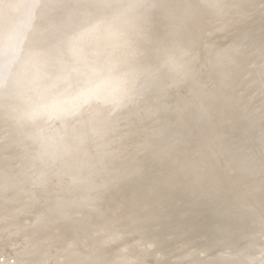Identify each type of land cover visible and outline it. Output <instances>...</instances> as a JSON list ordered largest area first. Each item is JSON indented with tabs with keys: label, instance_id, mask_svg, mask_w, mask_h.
<instances>
[{
	"label": "rangeland",
	"instance_id": "obj_1",
	"mask_svg": "<svg viewBox=\"0 0 264 264\" xmlns=\"http://www.w3.org/2000/svg\"><path fill=\"white\" fill-rule=\"evenodd\" d=\"M42 1L44 0H30V1L29 0H0V4L13 3V8L7 11V14L5 15V18L8 21L15 15L19 17H23L24 15H26V12L29 9L30 2L39 4ZM199 3L200 1H197L195 4L199 5ZM220 6L222 7V14H225L228 18L225 21L226 22L225 25L223 24V26H217L215 28L216 31L214 32L210 42H212L211 44H215V42L217 44V43H220L219 40L221 41V39H223L224 37H227L224 44L225 46L229 45L231 49V50L229 49L230 54L227 56L228 58L227 64H226V61H224L225 62L224 64L226 65H223V63L222 64L219 63L218 65V67L224 71L225 80L223 82L222 81L219 82V84L212 83V85L209 82L207 83L203 82L201 86L199 85L200 83L198 81L197 82L198 84L194 85L195 86L194 89L187 92V90L183 89V87L180 88V86H184V88L186 86L185 81L187 77L185 76L187 75V73L176 72V74L174 75V70L171 72L172 69L169 67L168 68L166 67L167 68L166 69L165 68L166 65H165V66L160 67V68L164 67V69L160 70L159 68V70L161 72L170 70L169 71L170 73L166 71V73L163 75L162 73L159 74L158 72L160 77L163 75L162 77L165 78V76L167 75L166 78L168 79L172 73V76H171L172 78H169V79H172V80H169L170 83L171 81L174 83L175 81H177V83H179L178 81L181 80V78H183L182 79L183 81H180L182 85H180V83L177 85L175 84L176 86L172 85L174 83L172 84L169 83L170 85L168 84L166 85V82L164 83L163 81H161V83L163 82V84H165L166 88L168 86L170 87L172 86V87L171 89L168 90V88L170 87L166 89L164 86L160 85L164 87V88L161 87L163 89L162 90L156 85L157 86L156 89L158 91L159 90H162V91H159L160 96L157 97L156 99L153 100L152 97L150 98L151 103L147 100L148 99L147 97L149 95L145 97V94L144 95L139 94L135 98L134 97L131 98L129 102L125 104H124V98L121 99V102L119 103V107L117 108L118 113L117 114L115 113L116 114L115 119L119 118L120 116L123 115V113L127 112L128 107H130L132 104H135L136 106L141 105V104L143 105L147 101L149 102L150 105H153L154 103H156V105H159V103L162 100H164L165 102V100L171 97H173L171 98L173 102H171L170 99H169L170 101L168 100L165 104L164 102H162L163 106L160 104L162 107L159 108L160 106H158L159 109L155 110L154 113H151V112L149 113L147 108H142V111H139V113L136 116H134L133 118L134 126L142 122L143 124L149 122L151 118L154 117V115L157 118L158 123H159V124L157 123V126L152 125L156 129L154 131L152 130V133H151L154 135V137L152 136L145 142H141L139 139H133L132 143L129 142L133 146H136V145L139 146L138 148L140 149V151L143 152L141 155H138L140 156L138 159L139 164H136L135 168H133L134 167L132 165L133 162L129 160H124V153H123L124 141L119 142L124 134V122H121V120H119L120 122L118 121L117 123H115L114 122L115 120L109 119L111 122L113 121L115 123V124L113 122L111 123V126L112 127L114 126L113 127L115 129L114 130V129H111V126H110V129L107 127L109 120L103 118L104 119L103 121L105 122H102V128H104V131H105V135H106L105 139L108 143H110V146H111L110 149L108 150L109 154L107 153V149L104 150L103 147H100L98 149L97 143L89 144L90 146H88V150H90V155L94 158L103 157L105 153H107V156L104 157L102 161L106 162L105 165L108 166V168L113 167V168H116V170L111 168V171L108 172L109 173L108 175L106 174L100 175L99 176L100 178L98 179L99 182L97 184H93L96 178H93V177L91 178L90 182H88L89 184L87 186L85 185L86 188L82 192L83 194L86 195L88 202L78 207L79 209L74 208V210L76 209V212L72 210V207H74L72 206V204L67 203L66 201L65 202L63 201V203L62 202L60 203L61 197L58 194H54L50 192L47 195L45 193L46 192L44 190L45 187H50L51 190H54L55 187L57 186L56 183L53 182V179L51 178L48 179L47 183L49 185L46 186L44 185L45 182L36 176L37 173L36 171H34L35 168L33 166L29 167L28 168L29 170H27L28 174L30 173L28 178L30 177L32 179L35 178L34 180L37 182L35 183L37 187L32 186L30 190L35 191L40 188L39 190L41 192H39V195L40 196L42 195L41 197H43L41 199L43 201L44 207L41 209V212H38V214L37 213L35 214L37 217H34L35 218L33 220L34 223L32 222V219H33L32 215L34 213L33 214L30 213L31 216L27 215L29 214V210L30 212H32L34 211V208L32 205L24 202L22 199L18 201V203L20 204L21 202H23L21 205L19 204L20 206H15L14 208H10L9 211L8 209L7 210L5 209L6 212L5 210H3L5 213L3 211L0 212V264H29V263L34 264V262L39 263V261H40L39 264H41V261H42V264H52L54 260H55L54 263L55 262L61 263L63 261L62 259L64 258L63 256H65L67 252H70V254H68L65 257H68L69 261L73 260L75 262L77 257L80 258V259L77 258V260L81 261V262H78L76 260L77 261L76 263L72 261L71 264H77V263L85 264L86 261H87L86 263L90 262L89 261L90 259L88 260V256L86 252H89L95 243L102 245L101 243L103 242H105L103 243V245L105 244L103 247L98 245L99 246L98 249L100 247L102 248V250L101 248L99 249V252H102V255L101 253L98 252V250L95 249L97 248L95 246H94V249L100 255H98V253L96 254L93 248L91 252L92 254L90 252L89 254L91 256L93 254H94L93 256H95L96 254V256L94 257V260L96 259L98 262H99L100 257L107 255L108 257L107 256L106 257L109 258L108 260H110L109 263L112 261L110 264H115L116 261H117L116 264H123V263L124 264H134V263L135 264H264V75L262 74L264 73V60H263L264 59V30H263L264 26L261 25L260 27V24H262L261 22L264 21V0H221ZM66 7L68 6L66 5L64 8L62 4L59 7H57V9H54V10L46 9L44 11H41L40 9L38 10V5H37V8L35 6L32 12L30 13V15L25 18V21L29 25L43 24V25L48 26L47 27L49 28L48 32H43V33L39 32L37 34L39 39L47 37L48 40L52 42V44L49 45V47L46 49L43 59L52 60V59L59 57V62L61 64L69 60L70 55L69 53H67V50L69 46L74 42L77 32L79 31V29H81L80 28L81 26L84 25L85 27L86 23H87L86 27L89 24L91 26L92 25L95 26L99 23L98 21L101 22L102 20H104L103 18L106 15L113 14L114 11H117L115 7L113 9V5H110L104 8L106 10L104 9L98 10L96 12L97 14H100L99 11L100 12L103 11L102 14L98 16L96 13H89V15L88 13L83 14L82 16L83 18L85 17L84 19L81 17L79 21H77L76 23H72L71 25H69L68 28H66L65 31H62V24H66L68 23V21L70 22V20L72 19L71 17H75L72 11L73 9L71 7H68L69 8V9L67 8L69 10L68 12V10H66ZM63 9H65L67 13L64 12ZM112 9L113 11L110 12V10ZM105 11H106V14L104 13ZM108 11L109 13H107ZM70 14L72 16H70ZM91 14H92V17H90ZM93 15H95L96 17L93 18L94 17ZM86 16H88L89 18ZM107 17L109 16H106L105 18ZM255 18L258 19L259 21L261 20L260 23L259 21L256 22ZM90 20L91 22L93 20L94 24L90 23ZM162 21H163V16L159 14L158 12H155V13L153 12V14L151 13V15L147 18L145 23L142 22L138 28H136L133 32L129 33L128 35H132L135 33H138L141 35L151 34L156 37H159L161 34L165 35L167 29L165 28V26L162 25L161 23ZM251 21L254 23H251ZM5 22L4 23L0 22V28L5 25ZM250 24H254V25H250ZM244 25L246 26L244 27ZM253 32L254 33L256 32L255 34L258 33V35L254 36L255 34ZM248 34L253 35L254 37L250 38L249 40L248 37L250 35ZM260 35H262L261 41L259 38ZM164 37L165 36H160L159 38L162 39ZM255 37L256 39L257 38L259 39L258 43L256 39H254ZM25 38H26V33H25ZM253 40H255L256 43H254L255 41ZM259 41L261 42L260 45H256V44H259ZM107 44L110 45L111 48L114 47L113 49H116L115 46L117 47L119 45L124 47V49H122V52L124 55L121 54L120 52L121 51V49L119 48L120 46L117 47V49L119 48V50L116 49L118 51L116 53V50L113 51V49H111L110 46L107 48L106 47L108 46ZM107 44L102 45L103 46L102 48L106 47L105 50H101V49L95 50L90 45H87L85 47L86 51L89 52V55H90L89 65L95 66L97 64L98 66V64L100 63L99 60L102 57H104L105 54L107 53H108L107 55L108 56L110 55V57L111 56L113 57V55L116 53L115 54L116 56H114L115 58L118 56L117 54L120 53L121 55L119 54V58H123L127 62L131 61L134 55L136 56L134 58H137L135 59V61L138 60V58H143V57H139V55H141V56H144V59L146 60L143 61L142 59H139V62L140 61L143 62L141 63L140 71L145 70V68L147 67V69L149 70L151 69V72H152V73L150 72L151 74L156 73L155 71L157 70L158 66L157 67L155 66L156 60L154 59V62H152L153 61L152 59L154 58V54L156 52H157L156 54L159 53L158 46L157 47L153 46L152 48H149L147 52L150 54V57H153V58H150L148 56V53H145L147 49L145 51L144 49L143 50L141 49V51L139 49L138 51L134 49L132 51L131 48L133 47L130 48L128 44H127L128 47L127 45L124 46V43L123 44L119 43L116 45L113 41H110ZM261 44L263 45L261 46ZM255 46H259V47L257 48ZM125 47H127V50H129L130 48L129 52L131 51L134 52L133 53L134 55L132 53L128 54L129 52L127 50H126L127 52L125 51L126 49ZM152 49H155L156 51L154 50V53H153ZM124 51L127 53V55H125L126 53ZM112 52H113V55H111ZM135 53L139 55H136ZM151 53H153V56L151 55ZM144 54H147V55H144ZM146 57H149V58L147 59ZM158 57H156L157 62L159 63V60L162 62V60L159 59ZM199 61H198V64L193 66L192 71H197L201 69L203 65V60L201 59L200 63ZM161 62L159 64L162 65L164 61L162 63ZM238 63H240V65H243L245 63V66L243 65V67H240ZM152 64L154 68L156 67V69H152L153 68ZM159 64H156V65H159ZM236 64H238L239 67ZM77 65L78 64L71 65L72 69L69 71V75H72L74 73V70H76ZM148 66L149 67L151 66V68H148ZM247 66H248V70L246 69L245 71L243 68H246ZM235 67H237V69ZM149 70H146L147 72L144 71L143 74L149 73ZM152 70H154V72ZM240 70H242L243 73ZM120 71H124V69H120ZM235 72H238L239 74H243L242 77L240 76L235 77L239 75ZM260 72L262 73L260 74ZM117 73H119L118 76H121V73L123 74L124 72H121V73L117 72ZM167 73L169 74V76ZM151 74H147V75L145 74V78L146 79L148 78V81H151L150 79H153V77L155 78L157 77L155 76L157 73L155 75L153 74L154 76H152ZM148 75H151V76L148 77ZM256 75L257 77L260 75L259 78H257ZM173 76L175 77V80ZM232 76L236 79L238 78L237 79L238 81H235L236 79L234 80ZM119 78L120 77H118V79ZM197 79L199 80L200 76H198L195 80ZM157 80L153 79L151 82L155 81L157 83L159 82L160 79L158 81ZM18 81H19L18 77H14L11 80L10 87L6 90V92H4L2 100L0 101V135H1L0 136V148L3 146V143L8 140V137H10L9 134L7 135L8 137L5 135L6 130L7 132L10 133L9 126L13 122L12 118L9 116L10 111L17 112L23 106V102L17 100L18 102L9 111V108H10L9 104L12 103L13 101L15 87ZM165 81H168V80H165ZM118 83H119V86L120 85L122 86H120L121 89L119 88V86H117L119 90L117 91L116 96L119 95L118 97L121 98L122 96H124V91L126 90V88L123 86L124 83L122 80L118 81ZM143 83L144 82H142V84ZM159 83L157 84L159 85ZM232 86L233 88L231 90L230 87ZM227 88H229V90ZM164 89H166L167 91ZM225 93L228 94L230 98L228 102H230L231 100L230 104H232V106H235L234 108H238V110H240L239 109L240 107H236L238 105H235V104H239V106H241V109L243 105L244 107L242 109L243 111L236 110L237 112L234 111L236 113L235 114L231 110L233 107L231 105L229 106L228 102L227 103L222 102L221 101L222 94H225ZM174 94L175 96L178 94L179 96H176V97H179L180 99H181L180 96H182L183 97L182 100H185L184 98H187V99L189 98L192 103L189 102L190 101L189 99L187 102L191 104H185L186 101L181 102L182 100L180 101L179 98H177L174 101V99L176 98L172 96ZM208 95L210 96L207 98ZM217 101L219 102L217 103ZM215 102L217 103V106H218V107L216 106V108H215L216 104L214 105ZM179 104L182 105V108L180 107ZM223 104L224 105L226 104V106L230 107V112H227L229 110H224L227 107L224 108ZM175 108L176 110H174ZM209 108L210 110H208ZM191 112L194 113L192 116L195 115V117H191ZM199 114H200V117H199ZM201 114L205 115L204 116L205 118L202 117ZM232 114H235V115H232ZM195 118L199 119V122ZM193 120L194 121L196 120L197 123L196 122L193 123ZM247 122L251 123V127H248L245 131L243 130V131L237 132V128H239L240 126H242L243 124ZM103 124H105V127H103L104 126ZM244 126H247V125H244ZM146 129L148 128L141 127L138 130L140 132ZM14 130H16V127L14 128ZM146 131H149V130H146ZM190 141L194 142V146H195V148L191 152L188 153L186 149L181 150V151L179 150L182 144L186 145ZM195 141H200L201 143L195 142ZM119 143L123 144V146ZM174 148L179 150V152L176 151V153L173 154ZM15 149L16 147L12 146V148L8 149V152L12 153L15 151ZM94 149L95 150L97 149L98 151L100 150L99 153L97 154L98 151H95ZM153 154H156V155L154 156ZM205 155H206L205 157L206 159H202L201 157ZM208 155L210 157H208ZM126 157L131 158L134 156L128 155ZM170 157H173V158L171 159ZM135 158H138V157H135ZM166 159H169V160H166ZM160 160H163V161L160 162ZM164 160H165V163H164ZM123 161L125 162L124 164L122 163ZM174 161L175 162L177 161L179 164L181 163L180 165L181 168L188 169L189 172H190V169L193 168L194 173L192 172L191 174V172L190 173L188 172L189 175H186V176H181V175L175 176L173 175L175 172L172 174L164 168L155 167L156 165H158V163L167 165V164H170L171 162L174 163ZM239 162L240 164L241 162L250 163L251 166L253 167V168L251 167L252 170L249 169L248 170L249 172H247L246 170H245L246 171L245 173L242 172L240 169L237 168L239 164L236 165ZM120 163H122L121 169H124V172H122V174L128 171H129L128 173H131L132 170L133 172L136 170L135 174L138 173L137 176H134L133 175L134 173H132V175L134 176L133 177L134 180L130 181V186L139 184L138 186L143 187L140 191L141 195L142 194L143 196L147 195L146 198H148L149 195L150 196L153 195L152 196L153 199L148 198L147 200H144L145 199L144 198L142 201V199L138 198L139 202H141V203H138L136 202L137 201V199H135L136 197L133 198V194H131L132 192L129 193L127 187L124 188V192L122 191L120 180L115 177L116 172L118 174L120 172ZM115 164L117 166H115ZM16 168L17 167H15V169ZM207 171H210V172L212 171L214 174L216 173V174L226 176L227 182L221 192H218V193L213 192V194L209 195L207 192L211 191L210 188H212V185L208 184L209 187L208 186L203 187L204 184L202 183L206 182L205 178L202 181V183H200L202 180L201 176L202 177L206 176ZM112 172L115 173V175ZM88 173L89 171H87L86 169L83 170L84 175H87ZM111 173H112V176L114 175V178L112 176H109L111 175ZM31 174L34 176V178L32 177ZM203 174L205 175L203 176ZM197 176L201 180L198 179ZM109 177H111L110 178L112 180L111 183L108 182V180L110 181ZM197 181H200V182H197ZM207 181H211V180L207 179ZM59 182L60 184H62V186L66 188L67 185L69 184L68 183L69 178L67 176H63L60 178ZM158 183L159 185L160 184L161 185L164 184V185L158 186ZM193 183H194V186H193ZM207 183L209 182H206V184ZM155 184H156L155 189L153 187H150V189L147 188L150 185L154 186ZM176 185L178 186L187 185L189 187V188L187 187V189H190V190L191 189L193 190L194 188H196L197 192L200 193L201 195L194 196L193 194V196H190L192 195V193H195L194 190L191 193L189 191L188 194H184V193H187V191L183 189L182 191L184 192H181L180 190L179 192L181 193H179L178 191L175 192V190L177 189V187H175ZM151 188H153L157 192H155ZM207 188L210 191H207L206 194H204L205 192L203 190H207ZM199 189H200V192L198 191ZM146 190H149L151 194L154 192L155 195L149 194V192ZM78 193L79 194H76L74 198L73 197L69 198V200H73L77 198L79 199L80 197H82L80 196L81 193L80 192ZM182 193L184 194V196H182ZM135 195L140 197L139 193ZM195 195L197 194L195 193ZM124 196L125 197L127 196L126 199H124ZM44 198H45V201L43 200ZM131 198L133 200H131V203L130 202L128 203L126 200L129 201V199ZM52 199L56 202V204L55 202H51L53 201ZM122 199L126 201L127 203L126 205L120 202V201H123ZM149 199L152 201H150ZM133 201H135L136 205L137 206L139 205V206L138 207L135 206ZM147 201H150V203ZM48 202H51V203H48ZM53 203L54 205L52 206L51 204ZM58 204L60 205V207H63V204H65V207L69 206L67 212H69V208H70V210L72 211V217L70 213L71 211L68 214L64 212L67 210V208L65 207H63V209L65 210L60 208L63 211L59 212L60 209H59ZM121 204L123 207H121ZM143 204L144 205L146 204L145 205L146 207L143 208L142 210L143 211L145 210L146 212L145 211L142 212L141 210L140 212L142 213H140L139 214L140 216H139L136 213V210L140 206L141 208L144 207ZM124 205L128 207L131 206L127 208L130 211L132 210L131 212L132 213L134 212L133 213L134 215L127 208H125ZM150 205L152 206L151 207L152 209L155 208L156 205H157L156 208L160 206V209L150 210L151 208L148 207ZM187 205L189 208L187 207ZM25 206H28V208L26 209ZM133 206L136 207L135 210H133L134 209L132 208ZM190 206L192 207L190 208ZM23 207L25 210L22 209ZM147 207L148 209L149 208L150 209L146 210ZM119 208L120 210L122 208L127 209L128 212L125 211L124 209L125 217H124V213H122L124 211L121 212ZM141 208H139L138 211ZM21 210H23V212L25 211V213L21 212ZM56 211H58L62 215L65 213L67 217L68 216L69 218L71 217L70 220L71 219L73 220L74 218V220L71 222L74 227L71 228L70 227L71 223H68L66 224L69 227L67 228V230L70 228H71L70 230L77 229L75 232L77 233L79 232V234L76 233L75 235V232H72L73 230L72 231L69 230V231L74 233L73 234L74 236L71 235L69 231H68L69 234L66 233L67 232V230L65 231L66 225L64 226L62 225L64 223H67L69 218L68 219L66 218L65 219L66 221L63 220L65 221L63 222L62 218L63 217L65 218V214L63 216L61 215L62 216L61 217L58 212H57L58 214H56ZM156 211H158V213ZM126 212L128 214H126ZM151 212H153V215H156L157 213L156 217L154 216L155 222L149 227L139 226L138 228L135 225L138 219L139 221L143 220L142 222L144 225V222L146 220V217L144 216H147V214L151 216L152 215ZM9 213L13 214L14 218L10 220H4L3 219L4 214H9ZM20 213H23V214L20 215ZM75 215H77V217ZM17 216H20V217H17ZM57 216H60V217H57ZM27 217H30L28 221L32 225H28L29 222L26 221ZM17 218L18 219L20 218V220H22L23 218V221H25L26 224L20 221L18 223ZM129 219H130V222H128ZM131 220L134 221L135 226H132L133 221ZM61 221L63 222V224ZM16 222L18 223L19 226L17 225ZM76 222L78 224L77 226L79 227H77L74 224ZM85 222L87 223V225L85 224ZM21 223L23 224L21 225ZM40 223L42 224L40 225ZM57 223L59 224V226ZM122 223L123 225H121ZM16 225L18 227H16ZM52 225L56 228L55 229L54 227H52L55 230L51 229ZM29 226H31V229L29 228ZM33 226L35 227L34 229H33ZM88 226L89 227L91 226V227L89 228ZM49 228L51 229L52 233H54L53 235L51 231L49 230ZM88 228L90 230H93V232L94 230L96 231L97 235L96 234L95 235L99 238V239L96 238L98 242L95 241L92 244L93 240H96L95 239L96 236L94 235L95 232L90 233V230ZM101 228H102L101 233H103V236H104V237L102 236V239L104 241H102L101 238L98 236L100 234L99 230ZM125 228H128L129 230ZM24 229H29V230L24 231ZM84 229L87 232L89 231V234L91 235L93 234L92 236L93 238L92 237L88 238L91 235H88L87 237L88 233L87 232L83 233ZM34 230H36L35 235L32 234L34 233ZM103 230L105 232H103ZM125 230L127 233L123 232ZM28 231L30 232L26 234V232ZM38 232L41 237L38 236L39 235ZM45 232H47L48 234H46ZM58 232L61 233V236H59V238L57 237L59 235ZM44 234L48 236L44 237ZM80 234L83 236V238ZM124 234L126 235L128 234L127 236L131 238L129 237L126 238L127 236L125 237ZM101 235L102 234H100V236ZM49 236H51V239L49 238ZM79 237L82 238V241L86 242L87 244L89 243L92 244V246L89 244L91 247L86 244L87 247L90 248L89 250L88 248L86 250V246L84 242H82V244L80 243ZM39 238L42 239L41 242L44 240V243L43 242L42 243L46 245L45 247L46 252L42 250L44 249L43 248L44 245L43 244L41 245ZM89 239H93V240L90 241ZM56 241L60 243L64 241V243L63 244L55 243ZM36 242L38 243L40 242L39 243L40 245H38ZM75 243H76V247H75ZM106 243L109 244L108 245L109 249L107 248L108 246H106ZM49 244L50 245L55 244V246L51 245L53 247L52 248ZM78 244L80 245L79 247H77ZM35 246L36 247L42 246V248L41 247L39 248L44 253L41 252L42 254H40L38 251L40 249L38 248L36 249V251H34ZM47 246L50 248V250L53 253L56 252L55 254H57L58 256L62 254L60 257H58V258L62 257L61 258L62 261L60 259L57 261L58 259L56 258L57 256L55 254L54 255L52 254L53 261L51 257L49 256L52 262L51 261L48 262L47 261L49 260L48 255H50L51 253L49 254L47 252V249L49 250ZM74 247L75 248H80V247L85 248V249L83 248L84 250H80L81 256H79V253H78L80 251L77 252L78 249L76 250ZM105 247L108 250H106ZM69 248L71 249L70 251H69ZM73 248L76 250L77 253L75 252ZM125 249L127 250L129 249V250L127 251ZM130 249H132L131 250L132 252L133 250L135 251L139 250V251L136 253L133 252V255L131 256L132 252L130 251ZM72 250L75 252V254H77V257H75V255L73 254L75 258L71 256L72 259H70ZM63 251L65 252V254ZM82 251L85 255L82 253ZM124 252H127V253H124ZM160 252H162L161 255L163 257L159 256L160 257L159 259L157 257L155 258L154 256H158ZM32 253H35V255ZM37 253L38 255L46 254L47 258L45 259L46 255H44L42 256L44 260H42V258H40L39 260L36 258L37 260H35V257L38 256ZM166 253L168 255H166V259H163L165 258L164 255ZM33 255L35 256L34 257L35 261L33 260V257H31ZM82 255L87 260H85V258L82 257ZM90 255H89V258L91 257ZM150 255H153V256H150ZM39 257L40 256H38V258ZM117 257L118 258L120 257V258L117 259ZM149 257H152V259L151 258L149 259ZM65 259L66 258H64V261H63L64 264H70V262L67 259L66 260L68 262L65 263L66 262ZM82 260H84L83 263H82ZM92 260H93V257H91V262H90L91 264L96 263V261L94 260L92 261ZM150 260L153 262H151ZM63 262L61 264H63Z\"/></svg>",
	"mask_w": 264,
	"mask_h": 264
},
{
	"label": "bare ground",
	"instance_id": "obj_2",
	"mask_svg": "<svg viewBox=\"0 0 264 264\" xmlns=\"http://www.w3.org/2000/svg\"><path fill=\"white\" fill-rule=\"evenodd\" d=\"M197 1H200L199 5L195 4ZM220 2H221V0H44V1L40 2L39 4H36L34 2H30L29 9L26 12V15H24L23 17H19V16L15 15L14 17L9 19L8 21L6 20L5 15L7 14V11H9L10 9L13 8V3L0 4V22L4 23L6 20L5 25L0 28V52H2L5 49L10 50L12 53H15V57L17 60V64H16L17 71H16V73L12 76L7 77V78L0 77V101L2 100L4 92H6V90L10 87L11 80L14 77H18L19 81L15 87L13 101H12V103L9 104V106H10L9 111H10V109H12L15 106V104L18 101L23 102V106L21 107V109L19 111H17V112H11L10 111L9 116L12 118L13 122L9 126L10 127V133L7 132V130L5 132V135L7 136L9 134L10 137L7 136L8 140L6 139L7 140V141H5L6 143L4 142L5 144L3 143V146L0 148V212L5 210V209L6 210L8 209V211H9L10 208H14L15 206H20L23 203V202H21V204L18 203V201L20 199H22L24 202L33 206L34 211L31 210L32 212H30V210H29V214H27V212H26L27 215H30V213L31 214L34 213L32 215L33 219L31 217L32 222L35 219L34 217H37L35 214L36 213L38 214V212H41V209L44 206H43V201L41 199L43 197H41L42 195L41 196L39 195V192H41L39 190L40 188L35 190V191L30 190V188L32 186H36L35 183H37L34 180L35 178L32 174L31 175L34 179H32L31 177H30L31 179L28 178L30 173L28 174L27 170H29L28 168L32 167V166L35 168V170H34V168H33V170L36 171V173H37L36 176L45 182L44 185H46V186L49 185L47 183V181L50 178L53 179L54 183H56L57 186L55 187L54 190H51L50 187L44 188V190L46 191L45 193L47 195L50 192H52L54 194H58L61 197L60 203L61 202L63 203V201L64 202L66 201L67 203L72 204V206H74V207L71 206L72 210H74V208L80 207L82 204L84 205L85 203H87L88 202L87 197L82 192L86 188V186L89 184L88 182H90L91 178L92 177L96 178L95 181L93 182V184H97L99 182L98 179L100 178L99 177L100 175H103V174L108 175L109 174L108 172L111 171V168L116 170V168H113V167L108 168V166L105 165L106 162L102 161L103 158L107 156V153L109 154L108 150L111 147L110 143H108L105 139V136H106L105 131H104V128H102V122H105V121H103L104 119L115 120L114 121L115 123H117L119 120H121V122H124V134H123V137L119 141V142L124 141V143H123L124 146L121 143H119V144H121L124 148V151H123L124 160H129V161L133 162V164L132 163L131 164L134 166L133 168H135L136 167L135 165L139 164L138 159L140 156H138V155H141L143 152L140 151V149L138 148L139 146H137V145L133 146L130 143H132L133 139H139L141 142H145L149 138H151L152 136L154 137V135L151 133H152V130L153 131L156 130L153 126H157L158 120L154 115V117L151 118V120L149 122H147L145 124H143V122H142V123H139L138 125L134 126L133 118H134V116H136L139 113V111H142V108H147L149 113L150 112L154 113L155 110H158L159 108H161L163 106L162 102H164V100H162L159 103V105H156V103H154L155 105L154 104L150 105L149 102L151 103V99H150L151 97L154 100L160 96L159 91H162L163 90L162 88L165 87V84H163V82L164 83L166 82V85L167 84L170 85V84L174 83L172 81L170 83V81H169V80H172V79H169V78H172L171 77L172 73L170 76L167 73L169 76L168 79L166 78L167 75L165 76L166 79L164 77H162L166 73V71H167L166 69L168 67L172 69L171 72L174 70V75L176 74V72L187 73V75L185 76V77H187V79L185 81V83H186L185 88H184V86H180V85H182V83H180V81H183L182 80L183 78H181V80L178 81L180 83V85H179L180 88L183 87V89H186L187 92L194 89V87H195L194 85L198 84L197 83L198 81L200 83L199 85L201 86V84L203 82L204 83L209 82L212 85V83H214V84L218 83L219 84V82H221V81L223 82L225 80L224 71L221 70L218 67V65H219V63H221V64L223 63V65L227 64V59H228L227 56L230 54L229 53L230 46L229 45L225 46V44H224L227 37H224L223 39H221V41L219 40L220 43H217V44H216V42H215V44H211L212 42H210L214 32L216 31L215 28L217 26H223V24L225 25V23H226L225 21L228 18L225 14H222V7L220 6ZM62 4H63L64 8L66 5L68 7H71L73 9V10L72 9L71 10L73 11V13L75 15V17H71L72 19L70 20V22L68 21V23L62 24V31H65L66 28H68L69 25H71L72 23H76L77 21H79L81 19V17L83 18V16H82L83 14L88 13V15H89V13H96L98 10H102V9H104L110 5H113V9H114V7H115V9H117V11H114V13L112 12L113 14H110L111 16L106 15L109 17L105 18L106 17L105 16L103 18L104 20H102L101 22L97 20L99 23L95 26H93V25L91 26L89 24L86 27V24H87L86 23L85 27H84V25L80 27L81 29H79V31L77 32V35H76L74 42L69 46V48L67 50V53H69V55H70L69 60L63 64H61L59 62V57L52 59V60L43 59V56L45 54L46 49L49 47V45L52 44V42L49 41L47 37L39 39L37 34L39 32H42V33L48 32L49 31V28H47L48 26L43 25V24L29 25L25 21V18L30 15V13L32 12V10L34 9L35 6L37 8V5H38V10L40 9L41 11H44L46 9H53V10L57 9V7H59ZM68 7H66V10L69 9ZM113 9L110 10V12L113 11ZM63 10H64V12L67 13V11L65 9H63ZM104 10H106V9H104ZM68 12H69V10H68ZM102 12L99 11L100 14H102ZM153 12L154 13L158 12L159 14H161L163 16V21L161 23L163 26H165L167 31H166L165 35L161 34L160 36H165L164 38L160 39L159 38L160 36L156 37V36H153L151 34L141 35V34L135 33L132 35H128L129 33L133 32L136 28H138L142 22L145 23L147 18L151 15V13L153 14ZM104 13L106 14V11ZM107 13H109V11ZM100 14H97V16ZM70 16H72V15L70 14ZM93 16H94L93 18L96 17L95 15H93ZM86 17H88V16H86ZM90 17H92V14ZM99 20H100V18H99ZM251 20H253V19H251ZM258 21L259 20L256 19V22H258ZM260 21H259V23H260ZM87 22H89V21H87ZM90 23L94 24L93 20H92V22L90 20ZM251 23H254V22L251 21ZM261 23L262 24H260V27H261V25L264 26V24H263L264 21ZM250 25H254V24H250ZM245 26L246 25H244V27ZM260 27H259V29H260ZM25 33H26V38H25ZM250 34H248V35H250ZM256 35H258V33L255 34L254 36H256ZM254 36L250 35L248 37V39L250 40V38H253ZM261 36L262 35H260V37L258 36L260 38V41L262 40ZM254 39H256V37ZM258 40L259 39L257 38L256 39L257 43H258ZM110 41H113L116 45L119 43L120 44L124 43V46H126L128 44L130 48L133 47V48H131L132 51L134 49H136L137 51H138V49L140 51H141V49L142 50L144 49V51L147 49L145 51V53H148L147 51L149 50V48H152L153 46H156V47L158 46V51H159L158 54L159 55L156 54L157 53L156 52L154 54V58L150 57L149 53H148V56L150 58H153L152 62H154V59H155L156 64H159L161 62L160 60H159V63L157 62L156 57H158V56H159L158 58L161 59L162 62L164 61V63H165V64L163 63L164 65L159 64V65H161V66H159V65L155 64L156 67L158 66V68H157L158 71L157 70L155 71L157 73V74L155 73L156 75L153 73L155 76H157L156 78L153 77L154 80H157L159 77V79H160V80L158 79L159 82L160 83H161V81H163V82L161 84L159 82H157V83H159V85H158L155 81L151 82L153 79H150L151 81H148V78L147 79L145 78V74L146 75L151 74L152 72H151V69L149 70V69H147V67L145 68V70L140 71L141 63H143V62L142 61L139 62V59H142L143 61L146 59H144V56L137 54L138 53L137 52L135 54L139 55V57H143V58H138V60L135 61V59H137V58H134V57H136L133 54L134 52H132V51L129 52L130 48H129V50H127L128 45H127V47H125L126 48L125 51L127 50L129 52L128 54L132 53L134 55L133 56L134 60L132 58L131 61H128V62L125 61L123 58H119L120 53L117 54L118 56L115 58L114 56H116L115 54L118 52L117 50H119V48L121 49V51H120L121 54H123L122 49H124V47L119 45L120 47L117 46V47H119L117 49V47L114 45L117 50L113 49L114 47L111 48V46L107 44ZM253 41H255V40H253ZM256 41L254 43H256ZM260 41H259V44H256V45H260V43H261ZM103 44H105V45L107 44L108 45V46H106L107 48L110 46V48L113 49V51L116 50V53L113 55V52H112L111 55H113V57L112 56L110 57V55L108 56L107 55L108 53L105 54V56L99 60L100 63L98 64V66H97V64L95 66L89 65L90 55H89V52L86 51L85 47L87 45H90L95 50H99V49L105 50L106 47L102 48ZM262 45L263 44H261V46ZM255 47L258 48L259 46H255ZM250 49H251V47H250ZM152 50L154 53L155 49H152ZM153 53H151L152 56H153ZM242 54H243V52H242ZM125 55H127V53ZM144 55H147V54H144ZM120 57H122V56H120ZM149 57H146V58L148 59ZM199 59H200V61H199ZM201 59L203 60V65H202L201 69H199L197 71H192L193 66L198 64V61L200 63ZM224 61H226V64H224L225 63ZM2 62H3V57L0 56V63H2ZM72 64L73 65L78 64V65H77L76 70H74V73L72 75H69V71L72 69V66H71ZM238 64L240 65V63H238ZM238 64H236V65L239 67ZM149 65H151V64H149ZM243 65L245 66V63ZM243 65H240V67H243ZM152 66H153V64H152ZM162 66H165V68L167 67L165 69L166 70L165 72L160 71L161 69H164V67L160 68ZM75 67H76V65H75ZM156 67L154 68V66H153L152 69H156ZM148 68H151V66L150 67L148 66ZM159 68H160V70H159ZM235 68L237 69V67H235ZM21 69H26L27 71H21ZM120 69H124V71H120ZM240 69H242V68H240ZM243 69L245 71H246V69L248 70V66L246 68H243ZM146 70H149V73L143 74V72ZM152 71L154 72V70H152ZM169 71H167V72H169ZM240 71L243 73L242 70H240ZM117 72H120V73L124 72L123 73L124 75L121 73V76H118L119 73H117ZM158 72H159V74L162 73L163 75L161 74L162 76L160 77ZM238 72H235V73L239 74ZM232 73H233V71H232ZM261 73L262 72H260V74ZM153 74H151V75L154 76ZM262 74L264 75V73H262ZM151 75H148V77H150ZM242 75L243 74H239L235 77H238V76L242 77ZM257 75H256V77H257ZM198 76H200V79L195 80ZM259 76L257 78H259ZM118 77H120V78L118 79ZM255 78H253V79H255ZM235 79L236 78H234V80ZM237 79L235 81H238ZM121 80L123 81V83H124L123 86L126 88V90L124 91V96H122L120 98V97H118L119 95L116 96V94H117V91L119 90L117 87V86H119L118 81H121ZM165 80H168L169 82L165 81ZM174 80H175V77H174ZM176 80H178V79H176ZM141 81L144 83L142 84ZM179 83H177V81H175V83L172 85H175V84L177 85ZM28 84H29V86H28ZM156 85L159 88H161L162 86H164V87L161 88L162 90L158 91L156 89V87H157ZM160 85H162V86H160ZM120 86H122V85H120ZM120 86H119V88L121 89ZM168 87H170V86H168ZM171 87L168 88V90L171 89ZM232 88H233V86L230 87L231 90H232ZM166 89H164V90H166ZM227 89L229 90V88H227ZM139 94H142V95L145 94V97L149 95L147 97L148 98L147 100L149 102L146 101L143 105L141 104V105H137V106L135 104H132L130 107H128L127 112L123 113L124 116L122 115L119 118L115 119V116L118 113L117 108L119 107V103L121 102V99L124 98V104H125V103L129 102V100L131 98H133V97L135 98ZM172 96L176 97L179 95L177 94L175 96V94H174ZM209 96L210 95H208L207 98ZM180 97H181V99L179 97H176L174 99V101L177 98H179L181 101L183 99V97L182 96H180ZM171 98H173V97H171ZM171 98H169V99L171 100ZM169 99L165 100L164 104ZM184 99L185 100H182L181 102L186 101L185 104H191L192 103L189 98H188L190 100L189 102H191V103L187 102L188 101L187 98H184ZM215 99H216V97H215ZM229 99L230 98H229L228 94H226V93L222 94V99H221L222 102L227 103L229 101ZM171 102H173V101L171 100ZM218 102L219 101H217V103ZM230 102H231V100H230ZM230 102H228V105L232 106V104H230ZM175 103H177V102H175ZM217 103L216 102L214 103V105L216 104L215 108L217 106ZM206 105H208V104H206ZM235 105H238L236 107H240L239 109L241 111H243L242 110L244 108L243 105H242V109H241V106H239V104H235ZM158 106H160V107L158 108ZM223 106H224V108L225 107L228 108V109L225 108L224 110H229L227 112H230V107L226 106V104L225 105L223 104ZM180 107L182 108V105H180ZM232 107L234 108L235 106H232ZM219 108H218V110H219ZM233 108L231 109L233 112L234 111L235 112L240 111V110H238V108H234V109ZM174 110H176V108ZM208 110H210V108ZM196 112H198V111H196ZM233 112H231V113H233ZM193 114L194 113L191 112V117H195V115L192 116ZM203 114H205V113H203ZM228 114H230V113H228ZM235 114H232V115H235ZM98 115H100V116H98ZM204 116L205 115H202V117H204ZM199 117H200V114H199ZM202 117H201V119H202ZM231 117H233V116H231ZM97 118H99L100 120ZM189 119H190V117H189ZM195 119H197V118H195ZM199 119H197L198 122H199ZM112 122L110 120L108 122L109 126L107 125V127L109 129H110ZM190 122H191V120H190ZM194 122H196V120L195 121L193 120V123ZM247 123H245L242 126H240L239 128H237V132L243 131V130L245 131L248 127H251V123H249V122H247ZM103 125H104L103 127H105V124H103ZM244 125H247V126H244ZM9 127H8V129H9ZM15 127H16V130H14ZM113 127L111 126V129H114ZM141 127L142 128L146 127V128H148L146 130H149V131L144 130V131H140V132H142V133H140L138 129ZM117 128H118V126H117ZM121 128H122V126H121ZM137 132H139V133H137ZM3 135H4V133H3ZM195 142L201 143L200 141H195ZM91 143H97L98 149L100 147H103L104 150L107 149V153H105V155L103 157H96V158L92 157L90 155V150H88V146H90L89 144H91ZM12 146H15L16 149L14 152L9 153L8 149L12 148ZM194 148H195L194 142L190 141L186 145L182 144L180 146V149L179 148L178 149L180 151L186 149V151L189 153ZM94 150H93V152H94ZM179 150L174 148L173 154H175L176 151L179 152ZM95 151H98V150L96 149ZM99 151L97 152V154L99 153ZM128 155H130V156L133 155L134 157L128 158V157H126ZM153 155L155 156L156 154H153ZM135 157H138V158H135ZM205 157H206V155L202 156L201 158L206 159ZM208 157H210V156L208 155ZM170 158L172 159L173 157H170ZM140 160H142V159H140ZM166 160H169V159H166ZM162 161L163 160H160V162H162ZM176 162L174 161V163L171 162L170 164H167V165H163L162 163H158V165H156L155 167L156 168H164L172 174L175 172L173 174L175 176L189 175L188 169H185V168L182 169L180 166L181 163L179 164L178 162L177 163ZM122 163L124 164L125 162L123 161ZM122 163H120V172L118 170L119 174L116 172V176H115L117 179L120 180L122 191L124 192V188L127 187L129 193L132 192L131 194H133V198L136 197L135 199H137L136 202H138V203H141V202H139V199H142V201L144 198H145L144 200H147L148 198L153 199V197H152L153 196L152 194H154L153 191H152L153 193L151 194L149 192V190H146L149 192V194L152 195V196H150L148 194L149 197L146 198L147 195H145V193H144L145 196H143V194L141 195V193H140L141 189L143 188L142 186H138L139 184L130 186V181L131 180L133 181L134 180L133 177L137 176L138 173L135 174L136 170L134 172H133V170L132 171L130 170L131 173H128L129 171L127 170L128 172L122 174V172H124V169H121ZM164 163H165V160H164ZM236 165H238L237 168L240 169L244 173L246 171L249 172L248 170L249 169L252 170V168H253L251 166V164L248 162H241V164L239 162ZM115 166H117V165L115 164ZM118 166H119V164H118ZM15 167H17V168L15 169ZM124 167H125V165H124ZM133 168H131V169H133ZM84 169L89 171V173L87 175L83 174ZM192 169L193 168L190 169L191 174H192V172L194 173V169H193V171H192ZM114 170H112V171H114ZM31 173H33V172H31ZM112 173L109 176H112ZM132 173H134L133 174L134 176L132 175ZM113 174L115 175V173H113ZM114 175L112 176L113 178H114ZM204 175L205 174H203V176ZM63 176H67L69 178V182H68L69 184L67 185L66 188L64 186H62V184H60V182H59L60 178ZM110 178L111 177H109V179ZM197 178L200 179L198 176H197ZM201 178H202V180L200 179L201 182L200 181H197V182L202 183L204 178H205L206 182H209L207 184H206V182H203L202 183V184H204L203 187L208 186V184L212 185V188H210L211 191L208 188H207V190H203L205 192L204 194H206L207 191H210V192H207L209 195L213 194V192L214 193L221 192L223 190V188L225 187V184L227 182L226 176L216 174V173L214 174L212 171L211 172L207 171L206 176H204V177L201 176ZM207 179H210L211 181H207ZM111 181H112L111 179H110V181L108 180V182H110V183H111ZM40 182H42V181H40ZM211 182L214 184H212ZM162 185H164V184H162ZM162 185L161 184L159 185V183H158V186H162ZM155 186H156V184L154 186L150 185L147 188L150 189V187H153L155 189ZM193 186H194V183H193ZM175 187H177L175 192L176 191L179 192V190L181 192H184V191H182V189H183V190L187 191V193H184V194H188L189 191L191 193L194 190V192L197 195H195V193H192V195H190V196H193V194H194V196L201 195L200 193L197 192L196 188H194L193 190L187 189V187H188L187 185H180V186L176 185ZM203 187H202V189H203ZM153 188H151V189L154 190ZM198 191L200 192V189ZM78 192L81 193L80 196H82V197H80L79 199L77 198V199L69 200V198H72V197L74 198V196H76V194H79ZM137 192L140 194V197L135 195V194H138ZM155 192H157V191H155ZM181 192H179V193H181ZM184 194L182 193V196H184ZM182 196H180V197H182ZM126 197L124 196V199H126ZM129 197H131V196H129ZM45 198H47V197H45ZM45 198L43 199L44 201H45ZM131 200H133V199L131 198V199H129V201L128 200H126V201L128 203L129 202L131 203ZM126 201L123 200L120 202H122L123 204L126 205L127 204ZM150 201H152V200H150ZM150 201H147V202L150 203ZM51 202H55V201L53 200ZM51 202H48V203H51ZM147 202H146V204H147ZM133 203L135 204V206H137L135 201H133ZM55 204H56V202H55ZM51 205L53 206L54 203ZM125 205H124V207L127 208L128 206H125ZM145 205L142 208L140 206L139 208H141V209L139 211H138L139 208H137L136 213L138 215L145 211V210L144 211L142 210L143 208L146 207ZM156 206L153 209L151 208L152 207L151 205L148 207L151 208V209L149 208L150 210L160 209V206L157 208H156ZM25 207H26V209L28 208V206H25ZM63 207H65V204H63ZM63 207H60V205H59V209L60 208L63 209ZM68 207H65V208H67V210L64 211L67 214L71 211L69 208V212H67ZM121 207H123L122 204H121ZM129 207H131V206H129ZM148 207L146 210H149ZM187 207H188V205H187ZM191 207L192 206H190V208ZM33 208H31V209H33ZM125 208H122L123 210L122 209L120 210V208H119V210L122 212V211H124ZM132 208H134L133 210L136 209V207H134V206ZM22 209H24V207ZM54 209H56V208H54ZM127 209H125V211H127ZM6 210H5V212H6ZM60 210H59V212H62L65 209H63L61 211ZM141 210H142V212H140ZM74 211L76 212V209ZM125 211L122 212V213H124V217H125ZM158 211H156V212L158 213ZM21 212H23V210H21ZM57 212L58 211H56V214L59 213V212L58 213ZM75 212H73V213H75ZM127 212H126V214H128ZM23 213H25V211ZM23 213H20V215ZM70 213H71V217H72V211ZM78 213H79V211H78ZM131 213H130V215H131ZM147 213H148V211H147ZM149 213H150V211H149ZM151 213L153 215V212H151ZM157 213H156V215H157ZM59 215L61 216L62 214L59 213ZM152 215L150 216L147 214V216H144V217H146L144 225L142 222L143 220L139 221V219H138L139 222L137 221L135 223V225L138 228H139V226L149 227L150 225H152L155 222L156 215H153V216ZM60 216H57V217H60ZM75 216L77 217V215H75ZM17 217H20V216H17ZM73 217H74V215H73ZM13 218H14L13 214L9 213V214H4L3 219L4 220H10ZM23 218H22V220H20V218L19 219L17 218L18 223H19V221L25 223V221H23ZM29 218L30 217H27L26 221H28ZM66 218L68 219L69 216L67 217L65 214V218L63 217L62 221L65 220ZM70 218H69L67 223L63 224V222H65L66 220L63 222L61 221L63 224L62 226L66 225L68 223H71L74 220V218H73V220L72 219L70 220ZM126 218H127V216H126ZM129 218H130V216H129ZM60 219H58V220H60ZM131 221H133V220H131ZM61 222H59V223H61ZM128 222H130V219L128 220ZM18 223H17V225H18ZM23 223H21V225ZM41 224L42 223H40V225ZM74 224L76 226L78 225L77 222ZM85 224L87 225L86 222H85ZM17 225H16V227L19 226V225L18 226ZM28 225H32V224H30V222H29ZM71 225H72V223H71ZM71 225H70V227L73 228L74 226L73 225L71 226ZM121 225H123V223ZM135 225H134V221H133L132 226H135ZM58 226H59V224H58ZM52 227H54L53 225L51 226V229H53V230L56 229L55 227H54L55 229ZM77 227H79V226H77ZM29 228L31 229V226H29ZM34 228L35 227L33 226V229ZM65 228L64 229L66 231L67 228H69L68 225H66ZM51 229L49 228L50 231H51ZM70 229H68L66 233H68V231ZM125 229H128V228H125ZM25 230L27 231L29 229H24V231ZM72 230H70V231H72ZM76 230L77 229H74L72 232H75ZM101 230H102V228L99 230L100 234H102V235L100 236V234H99L98 236L101 238L102 241H104L102 239L103 233H101ZM30 231L26 232V234H28ZM35 231L36 230H34V233H32L33 235H35V233H36ZM50 231H49V233H50ZM72 232H70L71 235L74 234ZM84 232H87V231L84 229L83 233ZM91 232H93V230H90V233ZM94 232H93L94 235L95 234L97 235L95 230H94ZM103 232H105V231L103 230ZM123 232H126V230ZM43 233H44V231H43ZM43 233H42V235H43ZM45 233L48 234L47 232H45ZM51 233H52V231H51ZM76 233L77 232H75V235H76ZM87 233H88L87 237H88V235H91V234H89V231ZM38 234H39V232H38ZM53 234L54 233H52V235ZM77 234H79V232ZM127 235L124 234L125 237ZM38 236L41 237L40 234ZM45 236H48V235L44 234V237ZM51 236H49L50 239H51ZM59 236H61V233H59V235L57 237L59 238ZM92 236H93V234L88 238H91ZM128 237L129 236H127L126 238H128ZM42 238H43V236H42ZM82 238H83V236H82ZM82 238H80V240H79L81 244H82V242H84V241H82ZM96 238H98V237L96 236L95 239ZM129 238H131V237H129ZM72 239H73V237H72ZM87 239H86V241H87ZM41 240L42 239H40V242H41ZM89 240L92 241L93 239H89ZM95 241L98 242L96 239V240H93L92 244ZM42 242L44 243V240ZM42 242H41V245L43 244ZM36 243L38 245H40L38 242H36ZM55 243H60V242L56 241ZM63 243H64V241L60 244H63ZM84 243L86 246V250L88 248L87 245L92 246V244L89 242L88 243L90 245L87 244L86 242H84ZM103 243H105V242H103ZM103 243H101L102 245H99L98 243H95L97 245L94 244V246L97 247L95 249L98 250V252H99V249L101 248L100 247L98 249V247L99 246L103 247L105 245V244L103 245ZM111 244H113V243H111ZM43 245H44L43 246L44 249H42V250L44 252H46L45 251L46 245L45 244H43ZM51 245L55 246V244H51ZM108 245L109 244L106 243V246H108ZM36 246L34 248L35 249L34 251H36L37 248L40 249L39 247L42 248V246H39V247H36ZM79 246L80 245L78 244L77 247H79ZM94 246H92L93 250H95ZM75 247H76V243H75ZM81 248L82 247L75 248V249L76 250L78 249L77 252L85 249L84 247H83L84 249L83 248L81 249ZM92 248L91 249L88 248V250L90 249V251H89L90 253L92 252ZM107 248L109 249V246ZM107 248H106V250H108ZM40 250H38L40 254L44 253V252H42V250L41 251ZM49 250H50V248H49ZM49 250L47 249V252L49 254L50 253L51 254L48 255V258L50 256L52 259L53 255L56 252L53 253L51 250L49 252ZM70 250L71 249L69 248V251ZM76 250H75V252H76ZM96 250L94 252L97 254L98 252H96ZM101 250H102V248H101ZM125 250H127V249H125ZM131 250L132 249H130V251ZM135 250H133L134 253L139 251V250L138 251H135ZM72 252H74V251L72 250ZM72 252L70 255V259H72L71 256L74 257L73 254L75 255V257H77V254H75V252L74 253H72ZM89 252H86V253L88 256V260L90 259L89 261L91 262V257H93V260H94V257L96 256V254H95V256H93L94 254L91 256L89 254ZM119 252H120V250H119ZM133 252L131 253V256L133 255ZM78 253H79V256H81L80 255L81 251ZM82 253H83V251H82ZM99 253H101V255H102V252H99ZM99 253H98V255H100ZM124 253H127V252H124ZM161 253L162 252H160V254L158 253L159 255L154 256V257L155 258L157 257L158 259L160 257H163L161 255ZM32 254L35 255V253H32ZM64 254H65V252H64ZM68 254H70V252H67V254H65V256H67ZM34 255L31 256V257H33V260L35 257ZM37 255H38V253H37ZM44 255H46V254L38 255L40 257L39 258H38V256L35 257V260H37V259L39 260L40 258H42V260H44L42 257ZM55 255L57 256V257L56 256L55 257L58 258L62 254L60 256H58L57 254H55ZM89 255L91 256L90 258H89ZM166 255H168V254L166 253L164 255L165 258H163V259H166ZM65 256H63V257L67 259L68 257H65ZM106 256L100 257L99 262L96 259L94 261H96L97 264H110L112 261L109 263L110 260H108L109 258H107L108 256L107 257ZM148 256H149V254H148ZM150 256H153V255H150ZM82 257H84V256L82 255ZM137 257H138V255H137ZM46 258H47V255L45 256V259ZM61 258H58L57 261L59 259L61 260ZM64 258L62 259L63 261H64ZM77 258H79V257H77ZM77 258H76V260H77ZM119 258L117 257V259H119ZM150 258L152 259V257H149V259ZM66 259H65V261H66L65 263H67L69 261V258L67 259L68 261ZM76 260H75V262L73 260L72 261L74 263H76L77 261L81 262L79 260H77V261ZM85 260H87V259L85 258ZM47 261L48 262L51 261L50 258ZM52 261H53V259H52ZM54 261L52 262V264L54 263ZM61 261H59V262H61ZM72 261L71 260L69 261L70 264L72 263ZM83 261L84 260H82V263H83ZM158 261H160V260H158ZM86 262H85V264L90 263V262H88V263H86ZM151 262H153V261H151ZM35 263H37V262H34V264ZM39 263H40V261H39ZM39 263H37V264H39ZM55 263L61 264L58 262H55ZM96 263H92V264H96ZM116 263H117V261L115 262V264ZM41 264H42V261H41ZM63 264H64V262H63ZM77 264H79V263H77Z\"/></svg>",
	"mask_w": 264,
	"mask_h": 264
},
{
	"label": "clouds",
	"instance_id": "obj_3",
	"mask_svg": "<svg viewBox=\"0 0 264 264\" xmlns=\"http://www.w3.org/2000/svg\"><path fill=\"white\" fill-rule=\"evenodd\" d=\"M0 56L3 57V62L0 63V77L7 78L16 73V64L17 60L15 53H12L10 50H3L0 52ZM21 71H27L26 69H21Z\"/></svg>",
	"mask_w": 264,
	"mask_h": 264
}]
</instances>
